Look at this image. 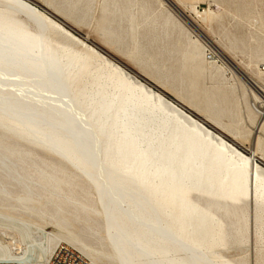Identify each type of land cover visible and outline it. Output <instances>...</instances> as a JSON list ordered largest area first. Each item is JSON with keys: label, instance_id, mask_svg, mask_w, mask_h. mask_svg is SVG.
<instances>
[{"label": "bare ground", "instance_id": "1", "mask_svg": "<svg viewBox=\"0 0 264 264\" xmlns=\"http://www.w3.org/2000/svg\"><path fill=\"white\" fill-rule=\"evenodd\" d=\"M92 1L69 2L85 17ZM176 5L102 0L105 42L125 47L135 70L47 6L0 0V221L18 235L8 246L0 233V262L46 263L69 244L94 264H240L220 253L246 245L251 209L264 264V166L257 160H264V89L227 57L230 46L210 41L209 49L197 36L184 55L190 95L163 84L165 69L143 50L137 30L188 37L182 17L205 38ZM219 62L258 91L246 89L262 115L248 153L223 135L232 128L222 122L228 97L204 81L199 86ZM32 146L58 160L40 158ZM90 213L101 218L107 249L70 229ZM35 218L53 223L56 233Z\"/></svg>", "mask_w": 264, "mask_h": 264}, {"label": "rangeland", "instance_id": "2", "mask_svg": "<svg viewBox=\"0 0 264 264\" xmlns=\"http://www.w3.org/2000/svg\"><path fill=\"white\" fill-rule=\"evenodd\" d=\"M31 1L41 6H47L51 13L52 11L59 13V15L65 17L71 25L79 30L77 32L81 37L89 35L93 43L97 44L99 47L104 46L103 50L110 55L113 54L112 56L115 58L117 57L121 62L123 61V64L125 63V65L129 66L131 69H139L136 62L130 60L128 50L125 47L113 45L112 42H105L107 38L102 34V30L108 18L104 16L101 19L102 0H93L91 3L92 5H90L91 10L85 17H83L81 13L73 10V4L70 5L69 2L71 0ZM82 1L83 3L87 2V0ZM171 2L174 5L177 3L176 7H179L178 9L181 12L183 11L186 17L195 21L203 34H205V38L200 36L181 16L184 32L188 33V37L180 36L178 30H174L173 33L170 31L169 36L163 37V29L161 27L156 28L157 36L155 37L152 31L155 28L154 26L138 27V40L141 43V47L155 63L165 69V75L163 76L160 74L158 76L159 78L161 77L160 79L163 84H167L168 88L175 95L177 94L183 97H188L190 95L189 78L185 76L187 69H184L186 63L184 55L192 40H195V36H197L199 44L201 46H208L209 49H211L208 44L210 41L219 46L222 44L230 46L232 49L231 52H227V57L233 60L249 77L257 81L259 86L264 89V76L259 73V67L264 66V0H171ZM172 9L174 10V8ZM174 11L176 12V10ZM198 12H202L201 17L197 16ZM126 25L127 22L125 21L124 26ZM71 46L75 49H80L79 46L72 44ZM212 54L215 55L214 59H217V54H215V52ZM224 63L225 62H219L215 64L214 67H211L206 73V77L204 76L200 79L199 86L202 87L205 82V86L208 87L207 89L209 92H214L221 98L225 95L228 97L227 107H224L225 114L222 117V122L224 124L231 123L233 129L231 128L229 132L224 131L225 133L223 132V135L225 134L224 137L230 142L236 143L235 145L244 153H248L254 140L256 141L257 139L258 135H255L254 131L262 117V115H260V109L255 106V98L248 94V90L252 92L255 91L256 94H258V91L256 92L248 82V84L244 86L243 82L237 78H230V71L227 69L228 65ZM219 65L223 66V68L217 70L216 66ZM145 69L151 70L148 67H145ZM170 72L174 73L173 80L176 81L175 84H170ZM179 79L183 80L181 84L179 83ZM244 95L245 98L242 99ZM167 96L170 97L169 95ZM192 114L197 117L194 113ZM206 125L217 131L212 124L206 123ZM8 141L11 142V140ZM32 147L36 149L35 151L40 158L49 161L58 160L56 156L35 146ZM257 160L259 164L264 166V160L260 156L257 157ZM67 167L72 170L69 165ZM83 184L84 179L81 178L80 185ZM11 190L14 194H20V190L16 186H12ZM90 199V201H95L93 195ZM47 207L51 208L50 206ZM82 217L84 221L72 223L70 229L78 234L86 233L88 235L87 241L90 244L97 248L107 249L104 241L105 233L103 229L99 228V224L101 223L100 216L90 213L88 218L85 217V215H82ZM34 220L41 225V230L43 228L44 232L56 233V228L53 226V223H49L40 218H35ZM250 220L249 239L246 245L241 248L228 247L221 251L220 254L222 256L235 263L261 264L259 262L257 233L254 225V212L251 209ZM1 222L2 221H0V226L4 223ZM2 227L3 226L0 227V233L6 232L8 236L4 238L5 244L11 246V239L15 238L18 240V235ZM64 245L70 246L69 244ZM70 247L79 252L90 264H94L90 258L75 247ZM101 264H107V261L104 260Z\"/></svg>", "mask_w": 264, "mask_h": 264}, {"label": "built area", "instance_id": "3", "mask_svg": "<svg viewBox=\"0 0 264 264\" xmlns=\"http://www.w3.org/2000/svg\"><path fill=\"white\" fill-rule=\"evenodd\" d=\"M264 72V66L261 67ZM0 264H25V263H8L0 262ZM32 264V263H30ZM37 264H90L79 252L67 245H61L54 253L52 258L46 263Z\"/></svg>", "mask_w": 264, "mask_h": 264}, {"label": "water", "instance_id": "4", "mask_svg": "<svg viewBox=\"0 0 264 264\" xmlns=\"http://www.w3.org/2000/svg\"><path fill=\"white\" fill-rule=\"evenodd\" d=\"M168 1H170V2H171V0H168Z\"/></svg>", "mask_w": 264, "mask_h": 264}]
</instances>
